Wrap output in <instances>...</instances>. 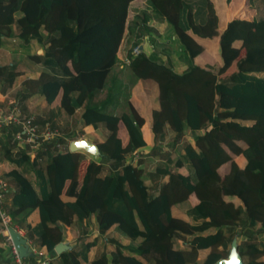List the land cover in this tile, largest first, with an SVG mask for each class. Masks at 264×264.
Returning <instances> with one entry per match:
<instances>
[{"label":"trees","instance_id":"trees-1","mask_svg":"<svg viewBox=\"0 0 264 264\" xmlns=\"http://www.w3.org/2000/svg\"><path fill=\"white\" fill-rule=\"evenodd\" d=\"M129 1L0 0V46L15 29L21 40L47 44L42 54L28 55L43 71L21 82L25 92L45 101L50 119H73L81 109L78 132L105 129L95 142L97 157L86 160L81 151H59L58 143L76 137L75 121H66L60 136L37 149L44 159L29 167L31 178L21 170L29 150L5 148L0 174L16 185L11 221L18 223L24 210L20 220L36 213L25 232L47 251V264H213L226 256L234 236L244 239H237L239 253L255 244L264 252V0H246L256 14L232 18L231 0H145L172 29L187 66L176 72L170 58L151 62L139 48L125 67L139 78L137 108L117 78L108 81L120 69L117 36ZM137 14L139 22L129 26L133 41L152 32L148 15ZM202 53L216 61L203 62ZM19 74L14 65H0L1 94L13 91ZM165 125L175 142L189 134L178 166L167 157L153 192L142 180L143 157L126 162L124 156L146 145L144 126L154 142L163 140ZM92 217L112 249L88 261L94 241L79 237L77 247L54 251L63 225L84 227ZM115 231L119 238L110 236ZM243 263L264 264V257Z\"/></svg>","mask_w":264,"mask_h":264},{"label":"crops","instance_id":"crops-1","mask_svg":"<svg viewBox=\"0 0 264 264\" xmlns=\"http://www.w3.org/2000/svg\"><path fill=\"white\" fill-rule=\"evenodd\" d=\"M145 4L142 0H131L128 2L126 9H125V13H124V23H123V29L122 32L120 34H118L117 36V41L119 42V47L116 53L117 56V62L116 65L120 68L122 66L127 67V64L125 63L124 65H118L119 62L121 60H124V58H127L131 56V51L128 52V50H130V47L133 46L135 47L136 45L134 44V41H131L129 46L126 45V42L123 43V36L125 34V31L127 30V26H126V19H127V15L129 12V8L131 6H133V8H141L143 7ZM232 5V0L231 3L229 4L228 7V18H232L233 16H229V14H231V6ZM248 16L250 17L251 14ZM147 24L152 28V31H161L163 29L168 28V24H166L165 21L157 19V20H151L149 23L147 22ZM17 32L18 30L15 29V35L14 38L11 39V42H14V45H11L9 43L11 42H6V43H2L0 46V65H5L6 67H8L9 65H14L16 67V69L18 71H20V74L17 75L12 83L11 88L13 89V91H11L9 94L7 95H3L0 93V108L5 109L7 106L8 101H13L18 108L21 110V113L23 115H29L32 114L34 115V120L35 122L42 126L44 123H48L50 122V124L52 125V127H56V126H60L61 123L65 124L66 121H72L74 122L72 129L76 132V137L73 139H86L89 142L95 143L96 141L94 140V135H92L94 132H98L101 133L103 136L105 135V129L102 126H99L96 129H91V128H86V130L84 132H77L76 129L74 127H76L77 125L80 126V128H82V121L79 118V114L81 112V109H78L74 112L73 119L71 118V116H66L64 114L59 115L57 118L55 119H50L49 118V108L48 105L45 103V101L38 96L37 94H27L25 92V90L21 87V82L24 79H29V78H36L39 73L41 71H43V67L39 64L36 63L34 61H32L28 55L31 54H42V52L45 50V48L47 47V44H39L36 43L35 41L31 40V41H25V40H20L17 41ZM160 33V32H159ZM146 36V35H145ZM143 39L139 38L136 39V41ZM135 41V43H136ZM122 42V43H121ZM38 46V48L35 51H30L32 46ZM11 46H15L14 48H11ZM128 46V47H127ZM30 47V50H29ZM11 48V49H9ZM132 48V47H131ZM139 49V47H138ZM145 52L147 55H150V60L151 62H159L161 61L160 58H158V55H155V53H153V49L150 48V46H146L144 48ZM243 51H240V53ZM129 53V54H128ZM23 56L21 58V61H19L18 63L12 62L10 61V58L12 56ZM200 58L203 62L206 63H214L216 61V57H212L211 54L208 53H202L200 55ZM7 60V61H6ZM181 63H174L173 60L170 61L171 65L176 64V72H181L183 71L186 66H187V62L185 61V63H183L184 61L181 60ZM23 62V64L21 63ZM164 62V61H163ZM121 64V63H120ZM146 68H151V65H146ZM179 68V69H177ZM123 73H127V78H123L122 76H119V80H118V84H120V86H124L125 88H127V93H128V103L133 107V108H137L139 105V100L137 98V92L140 90V82H139V78H135L132 75H130L129 72L126 71V68L122 71ZM117 73H121L120 71H118ZM135 78V80H133ZM124 104L122 102V108L124 109ZM72 126V125H71ZM57 128V127H56ZM163 133H164V138L162 141H155L153 142L150 134H149V130L147 129L146 126L143 127L142 129V135L146 141V145L142 148V150H145V153L142 154L141 157H143V173H142V180L145 183V185H147L149 187V189H151L153 192L156 190L157 186L160 184V182L162 181V174L161 176L156 179L155 178V172L153 173V171H149V167L147 164V159L146 158H152V162L154 160L157 161H162V169H161V173L165 167V165L167 164V157L169 160H171L170 162L172 164H176L175 161L173 162L172 160V156L170 153V151H175L177 149V147H179L181 149V146L183 145L184 141H182V138L184 136H182V138L178 141L175 142L174 141V133L173 131L168 127V126H164L163 127ZM18 131V126L17 125H9L7 127H4L0 130V166L2 165H7L6 160L3 159V151L5 148L10 149V151L12 153H16L19 150H25V147L17 144L14 140H13V135ZM186 133L189 134L188 131H186ZM185 133V134H186ZM171 137L172 139V143H169V139L168 137ZM91 138V139H90ZM102 139V138H101ZM167 139V140H166ZM72 140V139H68L65 138V142H62L60 144V146L58 147L59 151H65L67 149V145L68 142ZM100 140V139H99ZM98 141V140H97ZM168 145L171 147L170 150L168 151ZM142 150L139 151V153L143 152ZM30 152V151H29ZM83 152V151H81ZM163 152V154H162ZM86 156V160L91 159V155L89 156L88 153L83 152ZM33 156V152H30V158L28 161V164L25 163L22 164L21 166V170L24 172V174H26L27 178H31L30 177V172H29V167H36L40 165V161L42 159H44V157L42 158L39 154H37V156ZM129 155L130 157H132V161H133V157L134 154H126L125 157ZM177 155V154H176ZM137 156V155H136ZM162 156V157H161ZM42 158V159H41ZM94 157H92L93 159ZM131 162V161H129ZM147 164V165H146ZM84 169V164L81 167V171L79 174V178L80 175L82 174ZM152 175L154 177V179H152ZM0 178L3 179L6 184H7V192L4 194V199L2 202V208L5 211V213L8 215V209L10 208V196L11 194L16 190V185L14 183V181L10 178V177H6L5 175H1L0 174ZM145 178H149V183H146L144 181ZM154 180V181H153ZM25 215V210L19 214L16 218L17 220H19V222H13V224L18 225L21 229H23L25 231V225L27 223L32 224L33 222L36 221V213L35 212H30L29 215L27 216V218L20 220L22 216ZM9 216V215H8ZM10 217V216H9ZM11 219V218H10ZM91 220V219H90ZM74 226L75 228H82L81 225L77 222H72L69 225H63L62 226V240L61 242L67 244L69 247L72 245H75L76 243H79V237H82V239L87 238L85 233L83 234L81 231V235L78 236L76 231V235H74V239H68V236L70 235L69 227ZM96 230V228H95ZM68 232V233H67ZM98 233V232H97ZM5 234H7V230L6 232L2 229L1 225H0V264H13V258H12V245L10 243V240H6L5 239ZM21 237L26 239V244L28 245V247L30 248V253L29 255H27L28 259L25 260V262L27 263H31L34 262L35 260L38 259H49L50 256L48 255L47 251L43 248V247H36L33 246V243L31 242V240L27 237V234L25 232L24 235H22ZM103 240H101V244H100V248L103 249L106 241L104 240V238H102ZM72 240H74L72 242ZM94 241V244L96 243L97 240V234L96 236L93 237L92 239ZM104 244V245H103ZM94 246V245H91ZM98 251V250H97ZM96 253V252H95ZM99 253L95 256H87L88 257V261H92L95 258H97L99 256Z\"/></svg>","mask_w":264,"mask_h":264},{"label":"rangeland","instance_id":"rangeland-1","mask_svg":"<svg viewBox=\"0 0 264 264\" xmlns=\"http://www.w3.org/2000/svg\"><path fill=\"white\" fill-rule=\"evenodd\" d=\"M142 1L144 2L145 5L143 7H141L140 9L139 8H133V6H131L129 8L130 10L128 12L127 19H126L127 30L125 31V34L123 36V41H122L123 43L126 42V45H128V46H129L130 42L133 41V39L131 38V35L129 34V28H130L129 26H132L134 28V22H136V23L139 22V20L136 18V15H139L137 13L142 12V13H145L146 15H148V17H149L148 23L152 19L153 20H157L158 19L155 16V14H153L151 12L150 8L146 4V1L145 0H142ZM261 4H263V3L262 2L261 3L258 2V7L259 8L262 6ZM230 7H231V14H229V16H239L240 14L241 15H244L245 14L246 16H248V14L249 15L250 14L252 15V13H254V12H255L254 14H256L255 8L253 6H250V4H247V1L246 0H232V5ZM20 40H21V38L17 37V41H20ZM6 42H11V38H8V39L5 38V39L2 40V43H6ZM9 44L14 45V42H11ZM134 44L136 45L135 47H139V48H141V47H144L145 48L146 46L149 45L150 48L153 49V51H154L153 53H155V55H158V58H160L161 61H166L167 58H170L176 64L181 63L182 62L181 60L184 61L183 63H185V61H186L185 60V57L180 53V48H179L178 42L175 39L174 34L172 32V29L170 28L169 25H168V28L163 29L161 31H158V32L157 31H152V32H150L148 35L144 36L143 39H140V40L136 41V43L134 41ZM14 47L15 46H11V48H14ZM131 47H130V50H128V52H130L134 48L133 46H131ZM11 48H9V49H11ZM37 48H38V46H34L33 45L31 47V50H30V47H29V50L30 51H35ZM239 55L242 56V52ZM22 57L23 56H20V55H18V56H14L13 55L10 58V61L15 62V63H18L19 61H21V58ZM21 63L23 64V62H21ZM124 64H125L124 61L121 60L118 65H124ZM176 64L172 65L174 70H176V67H177V66H175ZM236 67H238V66L235 65L234 68H236ZM124 69H125V66H122V67H120L119 71H123ZM177 69H179V68H177ZM126 74L127 73H123V72H121V73H115V71H113V72H111L108 81L110 82V80L115 77V78H117L116 83H118L119 76H122L123 78H127V75ZM29 115L34 117V115H32V114H29ZM48 124H50V122H48ZM63 125L64 124L61 123L60 126L59 125L56 126L57 128L55 126L54 127L56 129H58V131H59V129H61L63 127ZM74 128L78 132V130L80 129V126L77 125ZM71 130H73V129H71ZM82 132H84V131H82ZM92 135H94V140L95 141H97V140H99V139H101L103 137V135L101 133H99V131L98 132H94ZM187 136H188V133L184 134V137L182 138V141L185 142ZM168 139H169V143H172L171 142L172 139H171L170 136L168 137ZM23 147H24V145H23ZM170 148L171 147L168 145V151L170 150ZM25 149H28L30 151V149L27 148L26 146H25ZM142 151L143 152H141V153L138 152V153L134 154L133 161L136 159L137 156H142V154L145 153V150L144 149ZM30 152H33V156L34 157L37 156V153H36L37 150L30 151ZM179 152H181V149L179 147H177V149L175 151H170V153H172L171 154L172 160H173V162L175 161V163H176L175 165H177V166H178V162H177L176 154L179 153ZM162 154H163V152H162ZM40 156L43 158V155H40ZM98 159L99 158H97V160ZM124 159H125L126 162L132 161V157H130L129 155H127L126 157L124 156ZM146 159H147V164H148V167H149V171L150 172L153 171V173L156 171L154 175H155V178L158 179L161 176V174H162L161 173V169H162V164H164V163H162L163 160H161V161L160 160L159 161L154 160L152 162V158H146ZM42 161H43V159L40 161L41 162L40 164H42ZM236 161L240 164L241 161H242V158L241 157H238L236 159ZM152 179H154L153 175H152ZM144 181L146 183H149V178H145ZM257 217H258V219L261 218V216H258V215H257ZM75 223H77V222H75ZM69 228H70V230H69L70 235L68 236V239L69 240L72 239V238L74 239V235H76V231H78L77 232L78 236L82 234L81 231L84 234L85 233H88V234H85L87 238H85L84 241H89V242L97 234L96 243L94 244V246H90V248L88 249V252H87V256L88 255H89V257L90 256H95V255L98 254V252H101L102 251V250H100L101 248H99V246H100V244L102 242L101 240H103L102 239L103 237L101 235H99L97 233V231L95 230L96 224H95L94 217L91 218V220L88 222L87 226H84L82 228H78V227L75 228L74 226H72V227H69ZM110 236H112L114 238H119L120 237V234L115 231V232H112ZM237 239L239 241L244 240L242 236L237 237ZM73 241L74 240H72V242ZM245 241H246V239H245ZM33 246H34V244H33ZM72 246L73 247H77L78 244L76 243L75 245H72ZM104 248L106 249V251H108L109 249H112V245L108 241H106V244H105ZM240 255H241L242 261L243 262H247V260L249 258L254 257V256H262V257H264V252H259V250L256 248V244H255L254 247H251V248L245 250L243 253H240ZM22 259H23V261H25V260L28 259V257L25 256V257H22Z\"/></svg>","mask_w":264,"mask_h":264},{"label":"built area","instance_id":"built-area-1","mask_svg":"<svg viewBox=\"0 0 264 264\" xmlns=\"http://www.w3.org/2000/svg\"><path fill=\"white\" fill-rule=\"evenodd\" d=\"M138 51V47H134L131 50V57L136 55ZM130 58H124V63L128 64ZM12 124L19 126L18 131L13 135V140L19 145H24V147L26 146L30 149V151L37 150L43 142L49 141L53 137L61 135L58 129L51 127L50 124L44 123L40 126L34 121L33 116L23 115L18 106L10 100L8 101L5 109L0 108V130ZM60 144L61 143H58L57 147H59ZM6 192L7 184L0 178V225L5 232L8 227H11L15 232L22 236L25 234V231L18 225L13 224L10 217L2 208V202ZM5 239L7 241L9 240L8 234H5ZM12 258L13 264H47V259H38L34 262L27 263L23 261L22 257H20L13 248Z\"/></svg>","mask_w":264,"mask_h":264},{"label":"water","instance_id":"water-1","mask_svg":"<svg viewBox=\"0 0 264 264\" xmlns=\"http://www.w3.org/2000/svg\"><path fill=\"white\" fill-rule=\"evenodd\" d=\"M67 150L73 151H83L88 153L92 157H97L98 148L95 143L89 142L86 139H72L68 142ZM7 234L9 236L12 248L20 257H25L29 255L30 248L26 244V239L21 237L17 232H15L11 227H8ZM237 238L234 236L227 249V254L225 257L217 259L213 264H244L241 255L237 249ZM69 246L63 242H59L54 246V251L58 254Z\"/></svg>","mask_w":264,"mask_h":264}]
</instances>
